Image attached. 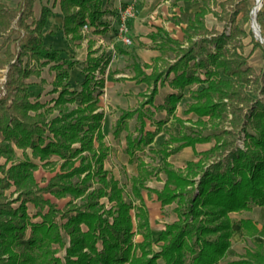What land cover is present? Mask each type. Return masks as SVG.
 Here are the masks:
<instances>
[{
	"label": "trees",
	"instance_id": "1",
	"mask_svg": "<svg viewBox=\"0 0 264 264\" xmlns=\"http://www.w3.org/2000/svg\"><path fill=\"white\" fill-rule=\"evenodd\" d=\"M58 1L64 14L63 30L71 44L82 38L80 29L88 20L97 30L105 23L101 0ZM215 1L205 0L194 12L181 11L177 20L186 22L183 31L187 45L162 27L152 34L154 40L160 39L164 51L175 55L166 68L157 66L161 57L152 65L144 64L152 66L150 74L140 69V63L134 64L135 77L147 81L151 88L140 93L147 96L146 101L122 109L115 133L128 118H139L140 136L129 132L126 147L130 160L137 158L132 192L138 204L126 198L124 187L105 167L104 113L98 110L95 70L107 60L89 54L80 86L70 88L68 80L75 59L70 55L61 57L64 49L49 47L43 40L52 7L43 4L36 18L35 0H18L15 7L0 1V35L7 33L0 42V68H8L5 92L0 95V157L11 161L9 166H0V264H187V255L191 264H219L232 252L234 227L230 213L254 205L264 207V98H253L246 90L251 68L245 65L244 55L226 53L225 45L235 33L207 29L206 15ZM257 16L259 21L264 18V0ZM16 32L18 36L13 37ZM207 32L210 37L205 35ZM14 41L17 43L13 46ZM211 43L215 49L209 48ZM257 43L264 47V43ZM49 63L55 71L52 90L58 92L52 105L32 100L26 81L33 74L40 75ZM171 72L174 75L170 83L179 91L169 94L162 106L173 112L185 86L203 82L205 86L192 92L194 101L189 110L198 116L202 128L208 122L214 128L206 133L200 129L171 133L159 150L163 154L161 165L152 166L136 156V150L151 142L157 131L145 130L146 116L153 113L145 103L154 105L158 81ZM255 77L264 94V70ZM229 108L233 113L231 128L219 126L218 120ZM54 110L58 112L50 116ZM241 132L245 134V148L237 145ZM211 139L213 146L199 152L198 159L188 160L184 167H175L168 160L184 145ZM16 148H31L34 158L45 164L53 163L51 157L57 155L62 159L59 171L46 185H40L34 173L39 163L30 156L14 161ZM160 170L166 174L162 187H147L145 180L157 176ZM12 186L18 193L10 199L4 190ZM145 187L156 193L161 205L176 203V218L158 235L159 249L153 247V230L142 191ZM47 192L56 197L71 195L72 199L60 208L46 196ZM104 197L113 202L109 207ZM77 198L80 202L74 201ZM29 202L39 207L36 214L40 219H32ZM241 225L249 235H264V225L258 228L251 218H242ZM137 231L143 238L135 242ZM54 244L65 248L63 257L57 254L59 249ZM232 262L264 264V242L246 248Z\"/></svg>",
	"mask_w": 264,
	"mask_h": 264
},
{
	"label": "rangeland",
	"instance_id": "2",
	"mask_svg": "<svg viewBox=\"0 0 264 264\" xmlns=\"http://www.w3.org/2000/svg\"><path fill=\"white\" fill-rule=\"evenodd\" d=\"M0 1L4 2L8 7H15L18 2V0ZM35 1L36 5L48 4L49 6H51L54 0ZM204 1L205 0L190 1L191 4L187 5V7L188 9L196 7L197 9H199ZM129 2L134 3L136 12V1L131 0ZM254 4L255 0H217L215 2H211V10L206 15V26L209 31H215L217 33L225 32L227 35L235 33V36L231 37L229 42L225 45L226 53L230 54L234 51H237L244 55L246 59L245 65H249L251 68V79L245 84L246 90L253 98H264V94L261 91L262 84L255 81V76L258 75L262 70H264V47L257 42H264H262L260 38L256 36L251 26V11ZM262 7L263 0L259 10ZM55 8L57 10L59 9L58 6ZM187 12L192 11L187 10ZM55 18H57V16H55ZM28 19L30 20L31 18L29 17ZM52 20L55 21L54 19ZM109 20L113 21L111 18H109ZM15 21L16 20L13 21V24H15ZM56 21H59V18L56 19ZM56 21L54 23L50 22V26L53 27V29H57L59 27L58 24H56ZM257 22L264 37V18H262L260 21L257 18ZM87 23L89 24V27L87 29H84L83 25L81 26V44L78 45V47H76L74 51H72L73 53L71 55H73L78 62V70L83 68V64L87 60V56H89V54H92L94 56H96L97 54V56L104 55L103 61L107 60V62L104 63L102 67H98L95 70V78L97 82L95 93L99 97L98 110H101L104 113L102 127L105 133L104 142L107 146L105 167L108 169L109 175L117 178L119 180V183L124 187L126 198L133 199L134 202L138 204L140 203V201L133 195L132 192V177L138 173L137 158H134V160H129V153L126 150V147L128 145L127 134L129 132H131L133 136H140L138 129L140 126L139 118L136 115L128 118L126 120L125 126L120 129L118 134L115 133V129L117 127V120L122 112V109L133 108L137 106L141 101H146V95H140V93L142 92L139 91L137 93L134 91L135 89L139 88V85L137 86L134 84V82L130 81V79L136 78L135 76L137 74V72H135L134 74V72L132 71V62L135 61L136 63V61H139L132 49V38L128 43L124 42L116 33V23L110 24L109 26L107 24H100L98 26V28L103 27V29L107 27L109 33H115V36H108V38H106L105 35L101 34L100 31L92 29V24L89 22V20L87 21ZM185 25L183 27H185ZM239 29L243 32H239ZM172 33L177 36L178 39L183 41V45L188 44V42L184 40L183 30L181 31L180 29H178V31H176V29H174ZM205 35L208 37L211 36L209 32H207ZM6 36L7 33H5L4 35H0V42H2L4 39L3 37ZM17 36V32L13 34V37ZM96 36L98 40L94 42L95 45L93 44L94 47H92L89 42L91 43L92 41L93 43ZM16 43L17 42L14 41L13 46ZM156 45L160 50L159 55L156 58L161 57L157 66L159 68H166L169 62H173L175 60V55L169 50L164 51L162 49L160 39L156 40ZM94 48H98L99 50L95 52L96 50H94ZM209 48L215 49V44L211 43ZM93 52L95 54H93ZM61 56H65V53H62ZM156 58H154L151 63H147L152 65L155 62ZM50 64L51 63L42 67L40 75L33 74L28 77L26 81L29 83L28 90L30 98L32 100L38 99L43 102H47L49 105H52V100L57 95V92H54L52 90L54 71L50 68ZM7 71V67L0 68V95L5 92L4 83L7 79ZM200 72L202 75H204V70H200ZM220 74L223 77H227V75L223 72H220ZM173 75V72H171L169 77L164 76L163 79H160L158 81V92L154 97V105L152 106L147 102L145 103V107L149 108L148 111L153 112L152 114L149 113L146 116L145 130L149 129L157 131L151 142L142 144V146L140 147L141 149L136 150V156L142 157L145 162H147V164L152 166L161 165L163 161V154L159 150L164 140L168 138L171 133L180 134L183 131L196 132L199 129L203 130L204 133H206L214 128V125H212V123L210 122H208L207 127L202 128L201 124H198L197 122L198 116L192 110H189L190 104L194 101L192 92L205 86V83L203 82H194L192 84L186 85L182 90L183 96L177 102L173 112L168 111L167 107H163L164 103L167 101L169 94L175 92H171L165 97L163 96V94H158L159 87L163 85L166 79H171ZM110 76L113 80L120 81L121 86L119 88L120 91L118 92V95L114 98L109 94L108 85L105 84V80H108ZM70 80L72 88H76L79 86V84L75 83L79 81V78H77V76L75 78L73 76ZM169 84L171 85V87H173L171 83ZM150 88L151 87L149 86L147 90L143 92H149ZM178 91L179 88L176 92ZM162 99H164L163 103H161ZM57 112V110H54V112H52L50 116L55 115ZM232 116L233 113L231 111V108H229L227 114L218 120L219 126L231 128ZM203 118L207 119L208 116L205 115L203 116ZM176 144L177 142L173 143V145ZM213 144L214 139H211L209 141H197L192 145H184L179 150L171 153L168 156V160L175 167H184L188 160L198 159L199 152L212 147ZM237 145L243 148L246 147L244 132H241L240 136L238 137ZM26 156H30L33 158L35 157L32 154L31 148H16L13 160L18 161ZM34 159L39 163L38 168H36L34 171L36 179L40 185H46L50 178L57 171H59L62 159L57 155H53L51 157L53 163L51 164H45L41 162L38 157ZM10 163L11 161L6 162L5 157H0V166L2 164L9 166ZM165 177V172L160 170L157 176L153 174L148 177L145 180V184L150 188H161L164 183ZM198 177L199 176H196V178ZM142 191L145 199V204L149 212L151 227L153 230V247L155 249H159L160 241H158V235L160 231L165 228L168 222H171L176 218V212L174 210L176 203L173 202L171 204L161 205L155 192L149 191L146 187L143 188ZM4 192L9 196L10 199L16 197L18 193L15 190L14 186L5 189ZM46 196L50 197L60 208H63L65 205H67V202L72 199L71 195L65 197H56L48 192L46 193ZM102 200L106 201L107 207H109L113 203L107 202L106 197L102 198ZM74 201L80 202V199L77 198L74 199ZM14 204H17V202H14ZM28 210L33 220L40 219V215L36 214L39 210V207H36L33 203L29 202ZM132 213L136 226L137 219L135 216V211L132 210ZM230 214L234 227V233L231 237L232 252L221 259L219 264H233L232 261L238 259L245 252L246 248L254 247L257 242H264V235L258 232L254 233L253 235H249L245 232L241 225L242 218H251L257 224L258 228H262V226L264 225V207L260 205H254L249 210L233 211ZM136 228L137 227H135V229ZM142 238L143 237L141 232L137 231L134 235V241L137 242L139 240H142ZM54 246L58 247L59 249L57 254L63 257L65 254V248L59 247L58 244H54ZM186 262L187 264H191L189 255H187L186 257Z\"/></svg>",
	"mask_w": 264,
	"mask_h": 264
},
{
	"label": "crops",
	"instance_id": "3",
	"mask_svg": "<svg viewBox=\"0 0 264 264\" xmlns=\"http://www.w3.org/2000/svg\"><path fill=\"white\" fill-rule=\"evenodd\" d=\"M131 0H101V8L104 10V14L102 16V20H104V25L107 24L108 26L110 24H115L118 20V12L121 6L125 5L127 2ZM136 1V12L134 16H132L129 19V35L132 38V49L135 53L136 57L138 58V61L141 63L140 69L145 71L146 73H150L152 70L151 66H145L144 63H151L154 58H156L159 55V48L156 45V40L153 39L152 34L156 32L157 28L162 27L166 29L170 35L177 38L172 32L174 29L178 31L180 29L183 30V26L186 24L183 20H177V18L181 15L182 10H191L192 12L198 10L196 8L188 9L187 5L191 4L190 1L193 0H135ZM59 7L57 10L55 7ZM53 13L48 16L47 22L43 28V40L44 43L48 46L64 49L62 53H65V56L61 57H67L70 55L73 59L76 58L71 55L76 47L80 45V41H74L73 44H71L68 40V37L66 36L64 30H63V22H64V14L60 8L59 1L54 0L53 4L51 5ZM41 8L42 5H36V1L33 6L35 17H39L41 14ZM200 8V7H199ZM57 16V18H55ZM59 18V21H56V19ZM109 18H111L113 21H110ZM54 19L56 21V24H58V28L53 29V27L50 26V22L54 23ZM92 29H96L92 25ZM101 32V34L105 35L106 38L108 36H115L114 34H111L108 32V28H98ZM97 30V29H96ZM97 36L94 38V41L92 43L89 42L90 45H95L94 42H96ZM100 40V39H99ZM97 52L99 50L98 48H94ZM99 52V51H98ZM61 53V54H62ZM93 54H95L93 52ZM104 54V53H103ZM98 55V54H97ZM96 55V56H97ZM104 56V55H99ZM137 62V61H136ZM138 62V63H139ZM86 63V61H85ZM83 64V67L85 65ZM78 62L74 64V66L70 70V77L68 80L69 87H71L72 84H70V79L74 76V78L77 76L79 78V81L75 82L77 84H81L85 72L82 69L78 70ZM135 61L132 62V71L136 72L135 69ZM54 71V70H53ZM133 74V75H134ZM55 76V71H54ZM133 78V76H132ZM54 79V78H53ZM130 81L134 82L135 85H139L138 89H135V92H143L146 91L149 87V84L145 80H138L136 78L130 79ZM170 78L166 79L162 86L159 87V93L163 94V96H167V94L171 92H176L178 88L171 87ZM105 84L108 85V91L109 94L114 98L118 95V92L120 91V81L113 80L110 76L108 80H105ZM78 86V87H79ZM76 87V88H78ZM75 89V88H72ZM142 90V91H141ZM163 91V92H162ZM55 92V91H54ZM157 94V95H158ZM58 95V92H57ZM56 95V96H57ZM55 96V97H56ZM54 97V98H55ZM53 98V99H54ZM53 101V100H52ZM164 102V99H162L161 103ZM101 109V106H100ZM130 160V155H129ZM159 201V200H158ZM160 202V201H159Z\"/></svg>",
	"mask_w": 264,
	"mask_h": 264
},
{
	"label": "built area",
	"instance_id": "4",
	"mask_svg": "<svg viewBox=\"0 0 264 264\" xmlns=\"http://www.w3.org/2000/svg\"><path fill=\"white\" fill-rule=\"evenodd\" d=\"M135 14V5L133 2H129L126 5L120 7L118 20L115 24L116 33L124 42H130L131 37L129 35V19ZM89 24L86 22L83 24V28L87 29ZM98 71V70H97Z\"/></svg>",
	"mask_w": 264,
	"mask_h": 264
},
{
	"label": "water",
	"instance_id": "5",
	"mask_svg": "<svg viewBox=\"0 0 264 264\" xmlns=\"http://www.w3.org/2000/svg\"><path fill=\"white\" fill-rule=\"evenodd\" d=\"M258 1H260V5H262V0H258ZM256 17H257V12L254 9H252V11H251V26H252V29H253L254 33L256 34V36L259 37L262 42H264V37H263V35L261 33V30H260V27H259V24L257 22V18Z\"/></svg>",
	"mask_w": 264,
	"mask_h": 264
},
{
	"label": "bare ground",
	"instance_id": "6",
	"mask_svg": "<svg viewBox=\"0 0 264 264\" xmlns=\"http://www.w3.org/2000/svg\"><path fill=\"white\" fill-rule=\"evenodd\" d=\"M260 6H261L260 1L255 0V4L253 6V9L257 12L259 10Z\"/></svg>",
	"mask_w": 264,
	"mask_h": 264
}]
</instances>
